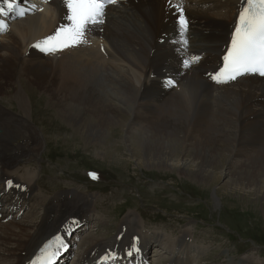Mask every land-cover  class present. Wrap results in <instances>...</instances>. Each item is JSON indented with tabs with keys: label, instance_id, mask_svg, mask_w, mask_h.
Segmentation results:
<instances>
[{
	"label": "bare ground",
	"instance_id": "obj_1",
	"mask_svg": "<svg viewBox=\"0 0 264 264\" xmlns=\"http://www.w3.org/2000/svg\"><path fill=\"white\" fill-rule=\"evenodd\" d=\"M244 4L121 0L106 7L105 23L86 34L87 43L45 54L34 46L69 23L64 0L31 5L19 19L0 0L5 7L0 18L8 26L0 41L6 51L0 56V96L14 98L19 110L9 112L0 104V204L9 209L0 208V222L12 209L29 206L27 213L33 212L32 204L40 197L31 183L33 173L27 184L10 174L21 158L41 150V131L31 113V96L38 91L40 98L44 92L54 102L58 116L74 126L83 144L94 146L98 156L113 164H127L110 137L111 129L123 122L124 147L140 157L139 166L176 170L206 183L212 181L208 169L225 160L226 168L234 169L236 185L255 183L252 175L264 181V77L244 76L230 83L209 78L221 67ZM181 9L188 20L183 36L178 26ZM193 57L198 62L186 67L185 61ZM8 181L13 186H6ZM91 198L68 191L51 200L39 217L33 212L31 220L0 227V264H29L56 236L68 246L87 218ZM74 215L81 220L73 223ZM136 216L126 212L113 237L87 235L88 244L82 245L75 264H101L106 254L116 257L108 264H147L145 246L158 238L152 233L142 236ZM186 239L182 233L166 247L178 248L167 264L190 263ZM130 249L134 253L128 257ZM62 259L60 255L55 264ZM244 263L249 260L241 258L237 264Z\"/></svg>",
	"mask_w": 264,
	"mask_h": 264
},
{
	"label": "rangeland",
	"instance_id": "obj_2",
	"mask_svg": "<svg viewBox=\"0 0 264 264\" xmlns=\"http://www.w3.org/2000/svg\"><path fill=\"white\" fill-rule=\"evenodd\" d=\"M4 35L0 33V41ZM4 53L0 49L1 57ZM40 96V91L33 92L31 113L33 124L41 131V152L21 158L10 169V174L25 184L29 182L27 176L33 173L31 183L36 185L40 197L32 204L31 215L39 217L51 200L68 191L92 197L87 218L69 239L71 247L60 264L66 260V264H75L88 244H84L87 235L113 237L128 211L136 212L142 236L154 234L158 238L145 246L147 264H167L169 257L177 256L178 248L166 247L170 248L182 233L191 248L187 255L191 259L189 264H237L241 258L249 260L246 264H264V181H256L252 175L255 183L236 185L231 174L234 169L226 168L225 160L208 169L212 181L206 183L176 170L139 166L136 161L140 157L131 155L124 147L123 122L111 129L110 137L127 164H113L112 160L98 156L94 146L81 142L74 126L58 116L47 94L43 92L44 99ZM0 104L9 112H19L14 98L0 96ZM0 208L9 211L5 202ZM28 209L29 206L10 210V217L0 227L33 219ZM78 220L81 218L74 215L72 222Z\"/></svg>",
	"mask_w": 264,
	"mask_h": 264
},
{
	"label": "snow or ice",
	"instance_id": "obj_3",
	"mask_svg": "<svg viewBox=\"0 0 264 264\" xmlns=\"http://www.w3.org/2000/svg\"><path fill=\"white\" fill-rule=\"evenodd\" d=\"M64 2L68 9L65 19L69 23L62 25L53 35L34 46L45 54H55L87 43L86 34L95 26L105 23L106 7L116 4L118 0H64ZM2 3L8 10H15L17 16H25L26 11L20 7L18 0H2ZM3 15L5 7H0V16ZM178 26L180 35L183 36L188 28V20L182 9L178 15ZM7 27V24L0 20V33L6 31ZM198 59L193 57L185 61V66H191L192 63L198 62ZM222 60V67L217 72L209 74V78L217 83L235 81L246 74L264 77V0H245V6L238 14L230 46ZM168 85L172 86V81H168ZM6 186H13L12 182H6ZM63 246L62 238L56 236L42 246L30 264H55ZM133 253L134 249H130L126 255L133 256ZM110 259L114 260L116 257L106 254L102 257L101 264H108Z\"/></svg>",
	"mask_w": 264,
	"mask_h": 264
}]
</instances>
